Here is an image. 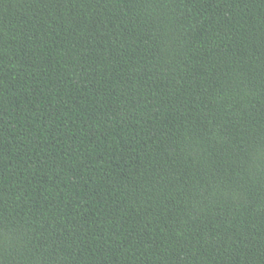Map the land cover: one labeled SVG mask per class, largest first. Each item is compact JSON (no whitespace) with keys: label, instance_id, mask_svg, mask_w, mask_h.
Segmentation results:
<instances>
[{"label":"trees","instance_id":"trees-1","mask_svg":"<svg viewBox=\"0 0 264 264\" xmlns=\"http://www.w3.org/2000/svg\"><path fill=\"white\" fill-rule=\"evenodd\" d=\"M0 264H264V0H0Z\"/></svg>","mask_w":264,"mask_h":264}]
</instances>
